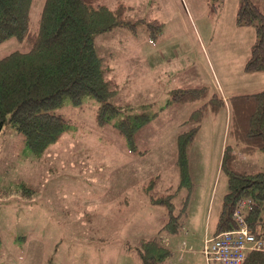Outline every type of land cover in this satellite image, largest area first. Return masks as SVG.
I'll return each mask as SVG.
<instances>
[{
    "label": "rangeland",
    "instance_id": "1",
    "mask_svg": "<svg viewBox=\"0 0 264 264\" xmlns=\"http://www.w3.org/2000/svg\"><path fill=\"white\" fill-rule=\"evenodd\" d=\"M254 1L264 10V0ZM103 2L111 8L125 2L131 6L128 18H157L163 24L155 41L146 39L140 27L134 35L136 39H131L138 43L134 47L111 44L116 37H108L107 33L97 35L96 48L105 65L112 56L110 52L124 49L123 52L133 50L137 54L141 49L144 56L160 55L162 62L172 60L175 68L172 83L160 86L154 99L149 94L143 97L138 87H125V78L120 77L119 90L129 88L131 95L117 94L112 100L135 111L155 100L149 109L156 111L168 97L164 87L206 85L216 94L215 108L205 101L166 107L137 133V147L144 152L132 151L112 124L100 126L96 122L98 102L93 98H86L82 106L56 109L73 120L65 133L79 135L81 141L74 143L65 137L58 144L59 157H47L48 167L40 165L36 183L41 192L37 200L11 192L0 194V264H140L136 252L126 248V242L154 237L169 221L165 207L151 204L148 195L151 190L155 195L167 193L170 186L179 184L177 137L196 125L200 128L189 148L193 183L183 186L173 198V216L179 214L181 228L169 236L173 250L169 264H208L205 241L218 226L230 168L245 173L264 171V151L252 154L228 134L231 97L264 90V72L245 68L256 40L255 27L235 23L240 0H215L214 12L208 0ZM43 3L44 0H34V22ZM29 49L25 41L13 37L0 44V58L15 50ZM131 59L135 60V56ZM135 80L141 78L131 79ZM198 108L193 119L182 124ZM9 133L13 138L4 137L5 143L0 144V187L13 189L25 178V161L21 164L20 160L26 153L30 159L39 155L25 147L23 136L16 130L7 128L0 142ZM226 146L237 155L228 153L223 165ZM18 164L22 168L16 167ZM153 177L156 182L152 189H143ZM120 195H131L132 206L123 210L117 205L114 199ZM165 233L170 232L162 231L160 236Z\"/></svg>",
    "mask_w": 264,
    "mask_h": 264
},
{
    "label": "trees",
    "instance_id": "2",
    "mask_svg": "<svg viewBox=\"0 0 264 264\" xmlns=\"http://www.w3.org/2000/svg\"><path fill=\"white\" fill-rule=\"evenodd\" d=\"M103 1L44 0L40 16L34 22V0H0V44L14 37L30 45L27 51L15 50L0 58V135L7 128L16 130L23 136L28 149L40 155L73 126V120L56 109L82 106L86 98H93L98 102L96 122L100 126L112 124L130 149L140 152L136 144L137 133L159 117L166 107L205 101L215 108L216 94L206 85L171 88L165 104L156 111L149 109L154 103L135 111L112 100L118 85L109 77L105 59L97 51V35L119 28L138 34L142 27L146 38L155 41L163 24L157 18L132 20L127 17L131 9L129 4L121 2L111 8ZM208 3L214 12L215 0H208ZM235 23L255 27L256 40L245 68L264 72L262 6L254 0H240ZM200 108L194 109L182 124L191 121ZM117 116L119 118L115 119ZM199 128L200 125H196L183 130L177 137L179 184L170 186L167 193L155 195L151 190L148 195L151 204L165 207L169 221L154 237L142 238L137 243L126 242V248L136 252L140 264H169L172 258L173 250L162 241L160 232L167 230L169 234H175L181 228L177 220L179 214L173 216V198L183 186L190 187L193 183L189 148ZM228 134L252 154L257 150L264 151V90L231 97ZM229 150L226 146L223 165L228 153L232 157L237 155ZM228 173V192L216 232L236 226L235 208L239 201L249 198L247 221L256 234L264 235V171L245 173L230 168ZM155 178L144 186L146 190L152 189ZM9 192L26 197L34 189L23 182L13 189L0 187V194ZM2 245L0 235V257ZM243 264H264V251L250 252Z\"/></svg>",
    "mask_w": 264,
    "mask_h": 264
},
{
    "label": "crops",
    "instance_id": "3",
    "mask_svg": "<svg viewBox=\"0 0 264 264\" xmlns=\"http://www.w3.org/2000/svg\"><path fill=\"white\" fill-rule=\"evenodd\" d=\"M107 35H108V37H110V36L116 37L115 40L111 41V42H115V43H111V42L110 43L117 45L119 47H124V45H131L134 47L135 44H138V43H136V41L131 40L132 38L136 39L134 37L135 34H133L132 32H130L129 30H127L125 28H119V29H115L113 31L107 32ZM143 38H145V37H143ZM146 39H148V38H146ZM139 49H140V47L137 50H139ZM123 51H124V49H119L116 53L110 52L112 54V56L109 57L110 61H108V64H107L109 77L116 79V81H117V78H120V77L125 78V82L127 84V85H125V87L128 86L132 89L134 86L138 87L137 91L139 92V94L143 95V97H147L146 94H149L150 95L149 97H151V99H154V94L158 91L160 86L163 87V86L167 85L168 83H172L171 80L173 79V75H174L173 71L175 69L171 65L172 60L162 62L160 55L157 58L144 56V55H142L141 49L137 52V54L134 53L133 50H126V52H123ZM131 56H133V57L135 56V60L131 59ZM151 62H152V64H151ZM133 78H135V79L141 78V80L140 81L135 80L132 82L131 79H133ZM174 83H175L174 85H177L175 78H174ZM117 85H118L117 93L114 96H116L117 94H123V93L131 95V93L128 90L129 88H124V89L122 88L121 90H119L118 81H117ZM171 88H174V86H167V88L164 87L163 91L165 93H168V91ZM144 99H148V98H144ZM145 101H147V100H145ZM115 102H117V101H115ZM151 102L154 103L156 101L152 100ZM118 104H121V103H118ZM174 105H176V104H174ZM181 105H184V104H181ZM71 133L72 132L65 133L59 141L54 143V145H52L49 149H47L44 152V155H42L43 154L42 153L39 156H36V157L30 159L29 156L27 155V153L23 150L26 153V157L23 160H20V163L22 164V162L25 161L26 167L23 169L21 167L22 165L20 166L19 164L16 165V167L19 166L22 168L25 178L23 180H20L19 182H23L26 185L33 187V189H34V192L31 193L30 195L26 196V197H30L31 199L36 198V200L39 197V193L41 192V188H39V185L36 183V178L38 177L40 165L42 163H45L48 167L49 163L47 161V157H51V156L59 157L58 153H59L60 149H58L59 148L58 144L61 143L62 141H65V137H68V139L74 143L81 141V138L79 137V135H77V136L70 135ZM9 135H10V133L5 134L3 136V138L1 139L0 144L5 143L4 137H7L8 139L10 137L13 138V136H9ZM54 146H57V147L55 149H52ZM25 147L28 149V147L26 145H25ZM88 150H89V148L86 149L87 152H88ZM2 151H3V149L1 148L0 152H2ZM134 152H139V151L137 150ZM176 152H177V150H176ZM137 154H140V153H137ZM36 155H38V154H36ZM143 189H144V187H143ZM114 200H115V203L117 205L122 206V209L124 210L125 208L128 209L130 206H132L130 201L133 199H132L131 195L130 196L120 195L117 198H115ZM35 206L36 205L31 206V207H35ZM216 234H218V233L216 232V229H215L214 233L210 236H207L206 238H212ZM169 236H171V234L165 233L163 236H161V238H162V241H164L167 245L171 246L172 238ZM171 262H172L171 264H179V263H176L173 261H171Z\"/></svg>",
    "mask_w": 264,
    "mask_h": 264
},
{
    "label": "built area",
    "instance_id": "4",
    "mask_svg": "<svg viewBox=\"0 0 264 264\" xmlns=\"http://www.w3.org/2000/svg\"><path fill=\"white\" fill-rule=\"evenodd\" d=\"M250 203L249 198L239 201L234 211V228L206 239L204 255L208 264H243L250 252L264 251V235L256 234L246 218Z\"/></svg>",
    "mask_w": 264,
    "mask_h": 264
}]
</instances>
